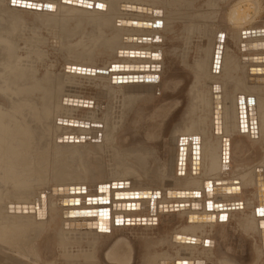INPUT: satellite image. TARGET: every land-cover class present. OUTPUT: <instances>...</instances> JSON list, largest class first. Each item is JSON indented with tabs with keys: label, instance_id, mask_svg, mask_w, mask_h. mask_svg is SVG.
<instances>
[{
	"label": "bare ground",
	"instance_id": "1",
	"mask_svg": "<svg viewBox=\"0 0 264 264\" xmlns=\"http://www.w3.org/2000/svg\"><path fill=\"white\" fill-rule=\"evenodd\" d=\"M22 1L30 4H40L41 8L38 10L36 8L20 6L18 3ZM83 1L92 2L93 6H91V8L80 7L67 4L66 2H63V0H15V2L14 0H0V22L2 25H6V27L0 28V46H3L4 50L2 54L3 58L0 60V92L6 96L5 98L9 102V106L6 107L5 110L0 107V211L2 214L10 213L7 216L0 217V259L5 260L11 258L15 264H41L39 262L40 258L36 252V242L44 232L50 234L52 230L57 231L56 237H59V245L63 250L67 248L69 250L76 242L80 243L79 241L82 238L93 236L94 234L97 235L100 231H106V233L110 232L112 228V230H114V227H123V225L127 224L133 216L146 217V226L148 228L153 221L158 219L163 207H174L175 205H178V208H181L179 206H183L181 209H185L184 212L187 214V219L189 215H216V217L211 221H200L190 218L192 224L186 225L184 228H176V230L170 232V238L167 236L164 237L163 235L161 239L157 240V242L155 241L153 244H151V242H146V251L143 254L141 264H176V262H187V264L190 262H192V264H236L233 260L227 257H220L217 255L213 250L209 238L212 229L219 222L218 218L221 217L220 220H225L226 223H229L236 216H239L238 226L244 229L245 233L251 236L256 244V248H254L256 257L254 256L252 263L264 264V215L260 214L261 209L259 208V194L261 186L264 184V104H262L263 106L260 104L255 105L257 122L260 121L257 124L259 125L261 123L260 128H257V131L261 133V138L263 140L262 144L260 143L261 147L259 146L263 151V159L259 162L257 168L253 173H249L247 165H245L246 167L240 165V167L242 166L244 168H238L239 166H237L236 170L231 174L228 171L230 176L228 177L224 188H230V192H217V194H213L211 192L212 189L205 186L206 183H209L208 185H211L210 187L213 186L217 189L222 188L221 186L218 187L216 183H221L223 181L221 175L223 170L228 166V163H226L227 160L223 161V141L226 138L230 141L231 134L234 133L232 129L234 131L238 129V126H235V121L237 120L236 115L238 114V97L243 96L247 99L253 98L260 102L259 93L264 91V82L261 81L262 78L264 79V72H258L257 68H264V62H257L250 65L248 62L253 61H249L248 57L264 56V48L250 50L252 48L248 46L246 49L247 52H245V47L243 46L246 41H250V43L253 44L264 42V34H252L253 36H256V38H245L243 43L239 41V38L238 43H242L241 53H239L240 55L228 52V50L222 47V56L218 73L220 77H217L214 80L211 78V82L209 83L210 92L208 95L207 93L206 95H204L205 93L203 95L200 94L201 96L198 95L199 103L202 107L196 106L195 109H199L200 113L197 114V112H195L194 115V112H192L193 116L190 118L191 123L189 120L190 125H188L184 131L177 132L176 138L173 139L174 142H179V140H181L183 147H186L185 157L189 162L188 165L190 169L188 171L185 166L184 176L178 177L175 175L173 178V176L170 177L169 173H164L160 179L150 177L147 175L148 157H145V155L138 150L131 152L120 151L116 146V143H114L111 150L114 153L113 157L121 158L123 166H120V168H125L124 165L129 162V159H132L139 165L137 166L138 169L139 167L143 168L146 176H139L135 168H123L120 171H118L119 169H110L108 179L106 181H100L95 174V169L88 164V160L86 161L83 159L82 153L79 149L83 150L85 148L88 150V146L93 144L97 149L95 153L97 156H101V154L105 152V145L112 141L114 133L124 125V122L128 118V107L131 103L134 104L135 100H138L135 96L137 91L141 89L142 85L148 84L152 79L157 80L159 78L163 70V61H156L154 59L155 56L168 55L178 58L177 41L179 40V32L187 31L186 25H189L188 27L192 25L194 28L195 25L193 23H195V21L198 19L200 20V18H210V15L202 16L197 13L198 11L193 9L192 6L199 0H172L174 2L171 9L172 11L168 14L166 12L162 13V10L159 8L160 5L168 2V0ZM219 1L220 0H205L206 4H208L206 6L210 9H214V7L216 8ZM243 1L244 0L239 1L238 4ZM99 5H102V7ZM236 5L234 7H236ZM132 6H135V8H132ZM138 6L141 10H137ZM143 7L146 9L143 10ZM231 8V14H229L230 12L228 13L230 15V23L232 25H239L237 23L239 21H237L235 17L236 10L233 7ZM17 14H32L37 17H45L46 21H44L47 25H50L49 27L57 26L59 27L58 29L61 28L60 35L62 40H60V42L63 41L61 45L64 44V42L67 43L65 50H67V55L71 51V55L69 56H71L70 58H72V60H75L72 63L79 64L82 67L91 66L96 68L95 71L92 70L86 72L87 75H81L83 81L86 80L87 83H90V80L92 79V83L98 79H106L112 82L113 76L143 75L145 77L142 82L127 83V86L131 88V91L119 95L122 99L120 98V101H117L120 104V112L116 118H111L110 110L108 111V109L111 107V102L115 100V98H119L116 97L118 95L115 87L121 83H113L110 88L106 90L104 89L109 100L105 106V112L102 118H97L95 117L96 115L94 116L89 113V116H86V119L76 121L74 119V107L79 108V105L73 104L72 100H78V97L79 100L82 98L83 85H79L82 81L78 80V78L82 79V77H78L79 74L76 75L77 72L74 74L70 73L72 75L68 76L67 74L61 73L62 75H59L60 73L58 74L48 71L46 74L43 73V77L40 78L37 76L38 71L36 66L32 65V62L29 61L30 59L27 60L26 58L20 60L18 58L15 60L13 58L16 54V48H14L11 39L6 36L11 34L12 31H17V28H21V24H23L21 20L22 18L16 16ZM129 21L131 24H128ZM134 21L137 23L133 24L132 22ZM180 21L185 25L183 26V30L182 28L179 29V27H177ZM71 23H74L73 28L68 27ZM140 23L141 25L146 23L151 26H140ZM38 24L40 23L38 22ZM88 25H90L92 29L87 32L85 29ZM161 34L164 35V37H162V47L161 45L153 44V38L155 36L159 37ZM189 34L187 35V38L190 36ZM78 36L79 40L74 41V38ZM143 38H145L146 41H144ZM213 38L215 40V36ZM38 39L42 40L39 37L37 40ZM242 40L243 39H241V41ZM38 41L36 42L39 43ZM164 43H170V49L167 53H165L163 49L164 45H166ZM187 44L188 43H186V46ZM77 49L79 52H74L72 55V50L74 51ZM118 51L120 53H118ZM124 51H139L145 52V54L149 52L150 56L127 57L124 56ZM99 53H103L104 56L106 55V57L100 55L104 57L105 61L109 60L108 62L106 61V66L104 65L105 63L101 62V65L103 63L102 70L95 64V55H99ZM180 54H182V51ZM111 56H117L122 60L111 58ZM5 57L7 58L6 61ZM99 57H97V60ZM208 57L209 56H206V59ZM101 60L103 59H100V61ZM209 62L207 61V64ZM120 64L134 66L148 65V69L139 70L138 72H127V70L122 72L118 68L113 67ZM205 64L196 61L192 66L195 70L193 72L196 75L195 83L197 84L203 78L207 79L209 71L206 70V72L202 70ZM251 69L255 70V72H251ZM239 71H242L243 74H238ZM71 77L73 78L71 79ZM148 78L151 79L148 80ZM151 83H153V81H151ZM215 84L217 88L220 89L219 92L216 88L217 92H215L217 95H220V100H218L217 104L221 107L218 131L214 128L215 100L213 101L214 92L212 85ZM207 91L209 90L207 89ZM253 92H256L257 94H254ZM205 97L206 107L203 104ZM231 108L234 111L233 117H235L232 122H230ZM200 109H202V111H200ZM29 118L32 120L29 121ZM74 124L77 125L79 129V138L74 140L75 142L71 144L73 145L72 153H79L81 156L80 162L73 157L72 159L74 160L72 164H66L65 161L69 157L67 156L69 155V152L68 154H65L66 152H64V159L56 158L57 154L60 152L59 145H56L55 147L51 146L49 149H47V147L45 150L39 144L42 148L41 152L33 153L32 156H26V148L32 144L31 139H33L34 133L36 134V132H38L37 130H41L40 132L42 133L44 132L43 134H46V137L51 140V138L55 137L57 133L69 129L70 126H73ZM193 137H196L197 141H194L192 139ZM194 144L199 145V165H196V163H194L195 161H193ZM177 147H179V143ZM91 154L93 155L94 153L92 152ZM42 156L44 158H41ZM45 157H47V159ZM45 159L49 172H46V169H42L39 165V162ZM115 160L116 159H114V161ZM190 160L193 162L190 163ZM96 165H98V163ZM186 171H188V174ZM226 172L227 170L225 173ZM206 174L208 176H206ZM136 177L147 178L143 180L142 184L141 180H137ZM258 177L263 178V182L261 181L260 186L258 185ZM120 183L122 185H120ZM97 184H99L97 189L91 188V186ZM84 185L88 188H86V186L84 188ZM159 185H163L164 188L161 192L154 190L158 189L157 187ZM10 186L13 188L9 189ZM185 186H192L194 188L192 190H198L197 193L194 194L196 196L195 198L191 196L193 205L188 207H185V203L188 202L187 200L174 198L175 196H173L174 194L176 196H189L187 192H181L179 194L177 192H171L175 190L181 191L182 189H185ZM70 187L74 189L72 192H68V190L65 191L64 188ZM77 187L79 188V191L76 192L75 190ZM249 188L250 196L246 201L242 204L234 203L237 202V198L243 200L246 197ZM95 190H98V193H95ZM136 190L154 191L150 194L145 193V196L142 197L140 196L142 194H130V192ZM168 191H170L169 194L167 193ZM116 192L118 193L117 195H115ZM191 194L193 193L191 192ZM21 195L24 196L21 197ZM200 196L201 198H199ZM76 199H78V202L74 201ZM208 202H211V204L235 205L234 207H226L218 210H207V206L209 205ZM94 203L99 205L95 206ZM133 203L138 204L139 207L131 208V206H121L122 204L126 205ZM118 204H120L119 207H117ZM198 206H202L204 209L195 210ZM89 209L99 210L100 215L108 211L109 220H102L100 224L97 223L98 226H94V229L73 228L72 225H75L76 223L80 224L83 222L97 221V217L93 216V214L88 215L89 217L80 214L82 210ZM75 211H79V215L76 214ZM110 223L111 226L108 228L107 226ZM194 230L201 231L200 238L194 233ZM173 235L176 236L173 237ZM178 235L180 237L201 239V242L205 239L206 242L204 245L200 243L203 245L200 249V245L197 247L199 243L178 240ZM67 237L72 238V240L66 239ZM169 243L170 245L171 243L172 245L175 243L177 244L176 248L179 247L175 249V256L178 259H176L175 256L172 257L174 251L172 252V255L169 254L167 249L165 250V246H163L164 248L162 247L163 251L161 253L158 254L157 252H154L153 248L161 245H166L168 250L173 248L172 245V247L168 246ZM94 244V242L93 244L89 243V245ZM90 248H93V246ZM114 254L115 256H118L120 253ZM126 254L127 251L123 253V255ZM71 255L72 254L68 255L67 253L64 257L68 260V264H94V258L91 253H84L81 262L78 260H71ZM167 255L168 257L171 256V259L175 257L176 260L171 262L172 260L166 259L168 258ZM109 259L114 260L113 255H110Z\"/></svg>",
	"mask_w": 264,
	"mask_h": 264
},
{
	"label": "rangeland",
	"instance_id": "2",
	"mask_svg": "<svg viewBox=\"0 0 264 264\" xmlns=\"http://www.w3.org/2000/svg\"><path fill=\"white\" fill-rule=\"evenodd\" d=\"M239 1L241 0H229V1L220 0L218 2L217 7L216 8L214 7V9L208 8L206 6L208 4H206L205 0L197 1V3H195L192 6L193 9L195 11H198L197 13L202 16L210 15L211 19L210 18H206V19L200 18V20L198 19L197 21H195V23H193L195 25L194 28L192 27V25H190V27H188L189 25H186L187 31H182L183 33L179 32V40L177 41L178 42V54H179L178 58H175L174 56H168V55H165V56L157 55L155 56V58L153 57L156 61L157 60L163 61V70L159 78L157 80L152 79L151 81H153V83H151L150 81L148 82V84L142 85L141 89L137 91V94H135V96L138 98V100L137 101L135 100V103L134 104L131 103L130 106L128 107L129 109L128 118L124 122V125L121 128H119L117 132L114 133L112 141L108 142V144L105 145V152L102 153L101 156L99 155L97 156L95 154L97 149L95 148V146H93V144L88 146L89 147L88 150H86L85 148L83 150L79 149L82 153L83 159L86 161L88 160V164L92 168L95 169V174L97 175L100 181H106L108 179L109 174H110V169H113V170L119 169L118 171H120L124 168V167L122 169L120 168V166H123V162H121V158L113 157L114 153L111 150V147L114 143H116V146L120 149V151L131 152V151L138 150V151H141L145 155V157H148L147 167L150 170L147 169V175L155 179H160V177H162L164 173H169L170 177L173 176V178L175 177V175H177L178 177H182L185 175V166L187 167L189 171L190 169L188 165L189 162L186 160V157H185L186 152L184 154V158L181 161L179 160L180 147L183 146V144L181 140H179V142H174L173 139L176 138L177 132L184 131L188 127V125H190L191 123L190 118L191 116H193L192 112H194V115H195V112H197V114L200 113L199 109H195L196 106L202 107L201 104L199 103L198 95L200 94L203 95L204 93H205L204 95H206V93L208 95L210 92L209 83L211 82V78H213L212 80H214L215 78L220 77L218 73L213 72V67H212V65L214 64L213 58L215 57L217 45L220 43L219 45L222 46L224 49L228 50V52L237 53L238 55H240L239 53H241L242 43L244 39L245 38L254 39L256 38V36H253L251 32L253 30L264 29V0H244L245 1V2L243 1L244 3L241 2L238 4ZM173 3L174 2L172 0H168V2H165L163 5H160L159 8L160 10H162L161 12L162 13L166 12L167 14L171 13ZM235 5L236 7H234ZM231 7L235 8L236 10L235 17H236V20L239 21L237 22L239 25H232L230 23L229 14H231L232 12ZM207 10H210L211 12ZM16 16L22 18L21 20L23 24H21V28L19 27L17 28L18 30L16 29L17 30L15 31L16 33L12 31L11 34L6 36L11 39V41L14 44V48H16V51H15L16 54L14 55L15 57L13 56V58L15 60H17L18 58L20 60L26 59V58L27 60L30 59L29 61L32 62V65L36 66L37 68V71H38L37 76L42 78L44 75L43 73L46 74V72L50 71V72H54L58 74L60 73L59 75L67 74L68 76L72 75L70 73L74 74L77 72L76 75L79 74L78 77H80L81 75L82 76L87 75L86 72L82 71L84 68L89 71L96 70V68L91 67V66L82 67L79 64L72 63L75 60H72V58H70L71 56H69L71 55V51L69 52L68 50L69 53L68 55L66 54L67 50H65V46L67 45V43L64 42V44L61 45L63 41L60 42V40H62L61 35H60L61 28L58 29L59 27L57 26L49 27L50 25H47L45 22L46 21L45 17L43 18L37 17V16H33L32 14H20V15L17 14ZM38 22L40 24H38ZM43 23H45L46 25ZM73 24L74 23H71L70 26L68 27L73 28L74 26ZM88 26L85 29L87 30V32L89 30L91 31L92 29L90 25ZM183 26L185 25H183L181 21L177 25V27H179V29L182 28V30L184 28ZM2 27H6V25H2V23L0 22V28ZM200 28H201V31H200ZM244 32L246 33L245 35H244ZM188 34L190 36L187 38ZM31 36H34V37H31ZM214 36H215L216 41L213 38ZM38 37L42 40L38 39L39 40L38 41L37 40ZM162 37H164L163 34H161L159 37L155 36L153 38L154 39L153 44L155 43L156 45H159V46L161 45L162 47V42H163ZM31 38L33 39V41ZM241 39L243 40L241 41ZM35 40L38 41L39 43H37ZM76 40H79V36L74 38V41ZM238 40L242 43H238L239 42ZM186 43H188L187 46H186ZM164 44L166 45H164L163 49H164V52L167 53V51L170 49V43H164ZM249 44H253V43H250V41H246L244 43L243 47H245V50H244L245 52H247L246 49ZM0 47H1L0 48V60H1L3 58L2 54L4 50H3V46H0ZM58 48H61V49H58ZM208 48H210L212 52ZM77 51L79 52L78 49L74 51L72 50V55L74 54V52H77ZM181 51H182V54H180ZM118 53L120 52L118 51ZM205 53H209V54H205ZM100 55L104 56L103 53L102 54L99 53V55L98 54L95 55L96 56L95 64L102 70L103 63H105L104 65L106 66V63L109 60H106L107 61L106 62L104 59L106 55L104 57ZM206 56H209V57L206 59ZM97 57H99L100 59H103L105 62L103 60L100 61L99 58L97 60ZM116 57L111 56V58L121 59V58H118L119 55L117 58ZM204 58L206 61L204 60ZM6 59L7 58L5 57V61ZM69 60H72V61H69ZM196 61L198 63H204V64L206 63L204 66L206 69L203 67L202 70L209 71L207 74L208 75L207 79L203 78L198 84L195 83L196 75L193 72L195 70L192 67ZM207 61L208 62L210 61L208 63L210 65L207 64ZM101 62H103L102 65H101ZM248 63L250 65L254 64L253 62H248ZM240 73L243 74L242 71H239L238 74ZM72 78L73 77H71V79ZM150 79L151 78H148V80ZM78 80L82 81L79 83V85H83V94L80 100H83L85 102L83 105H79V108L74 107V111H75L74 119L76 121H79L80 119L81 120L86 119L89 116V113L93 114L94 116L96 115L95 117L97 118L98 117L102 118L105 112V106L107 105V102L109 100L106 96L104 89L106 90L110 88L113 82H111L110 80H106V79L105 80L98 79L94 83H92L93 79L92 80L88 79L90 80V83H87L86 80L83 81V77L82 79L78 78ZM103 81H105L106 83ZM215 86L216 84L212 85L213 92H214L213 101H214V96L216 95L215 92H217V90L215 91L214 89ZM206 88L209 91H207ZM115 89L118 95L116 97H119V98L118 99L115 98V100H113L114 104H113V101L110 104L111 107L108 109V111L110 110L109 112L111 114V118L112 117L116 118L120 112V108H119L120 104L117 101H120V98L122 99V97L119 95H122V93L124 92L131 91V88L127 86V83L118 84L115 87ZM253 93L257 94L256 92H253ZM259 94H260V98H259L260 102L255 100L256 103L254 105L264 104V97H262L264 96V91L260 92ZM5 97L6 96H4L0 92V107L3 108L4 110L6 107L9 106V102ZM78 100H79V97H78ZM203 104L206 107V97L203 100ZM248 105L249 104L247 103L246 107ZM202 109H200V111H202ZM195 110H198V111H195ZM237 111H238V114L236 115L237 120L235 121V126H238L237 127L238 129H236L235 131L232 129L234 133L231 134V139L229 141V148H228L229 159L226 162L228 163V166L226 167L227 169L225 168L223 170L222 175H221V177L223 178V181L220 183V186L222 188L225 187L226 181L228 180V177L230 176L228 171L231 174L233 171L236 170L237 166H239L238 168L246 167L245 166L246 163H244V160H245L244 155L247 154L248 148H250V150H253L254 153L256 152L257 154L260 155V159L254 162L252 166L247 165L248 167L247 169L249 170V173L250 172L253 173L254 170L257 168V165L259 164V162L263 159V151L260 148L263 142L261 138V133L257 131V137L252 138L249 129H248V132H245V131L242 132V129L240 127V118H239L240 117L239 101L237 102ZM263 111H264V108H263ZM230 112H231L230 122H232L234 121V118H235L233 117L234 111L232 108L230 109ZM28 120L31 121L32 119L29 118ZM189 120H190V123H189ZM247 121L249 124L248 118H247ZM259 122L260 121H258L257 123ZM260 125L261 123L258 125L259 127L257 126V128H260ZM37 131L39 133L38 132H36V134L34 133V137L33 139H31L32 144H30L26 148V152H25L26 156H32L33 153H39L42 151V148L46 150L47 147H48L47 149H49L51 146L55 147L56 145H59L60 152L59 154H57L56 158L64 159L63 158L64 152H66L65 154H68L69 152V155L67 156H69L70 159L69 157L68 159H66L65 161L66 164L67 163L72 164L74 159L75 160L78 159L79 162L81 161V158H80L81 156L79 155V153H72L73 145H71L75 142L74 140L79 138V129L77 125L74 124L73 126H70L69 129L63 132L57 133V135L51 138V140L50 138L48 139L46 137V134H43L44 132L43 133L40 132L41 130H37ZM193 138H196V137H193ZM178 143H179V147H177ZM39 144L42 148L39 146ZM92 152L94 153L93 155L91 154ZM73 157L74 159H72ZM41 158H44V157L42 156ZM45 158L47 159V157ZM46 159L43 161H40L39 165L42 167V169H46L45 170L46 172H49V169L46 166L47 164ZM114 159H116L115 160L116 162L114 161ZM191 162L193 161L190 160V163ZM97 163L98 165H96ZM240 165H244V167L242 166L240 167ZM124 166L126 169L135 168L136 172L141 177L146 176L145 172L143 171V168L139 167L138 169L137 166L139 165L132 159L131 160L129 159V162L125 164ZM226 170L227 172L225 173ZM188 171H186L187 174H188ZM193 172H194V165H193ZM206 176L208 175L206 174ZM146 178L136 177L137 180H141L142 184H143V180ZM98 185L99 184L93 185L91 186V188L97 189ZM85 186L86 185H84L83 187L85 188ZM12 188H13L12 186L9 187V189H12ZM86 188L88 187L86 186ZM157 188L158 189H154V190L161 192V190L164 189L163 185H159ZM192 189H194L192 186H189V187L185 186V189H182L183 191L175 190L171 192H175V193L177 192L178 194L181 192H187L189 196L187 195L176 196L175 194L173 196H175L174 198L187 200L188 202L185 203L186 204L185 207H188V206L193 205V200L191 196L195 198L196 196L194 194L197 193L198 191V190H192ZM154 190H136V191L130 192V194L137 195V194H143L144 192L150 194ZM169 192L170 191H168L167 193ZM191 192L193 194H191ZM95 193H98V190H95ZM125 193H128V192H125ZM117 194L118 193L116 192L115 195ZM23 196L24 195H21V197ZM249 196H250V188L248 189V193L246 194V197L243 200H240L237 198L236 200L237 202H234V203L242 204L246 201V199ZM199 198H201V196ZM94 205L98 206L99 204L94 203ZM203 209L204 208H202V206H198L195 208V210H203ZM184 210L185 209L175 208L172 206L163 207V209L160 211L161 213L158 219L156 221H153V223L150 226H148V228L146 226L147 225L146 217L133 216L131 217V220L127 222V224L123 225V227H120V226L118 228L114 227V230H112L113 229L112 228L110 232H107L109 234H107L106 231H100V233L97 235L94 234L93 236L82 238L80 241L78 240L80 243L76 242L69 250L68 248L63 250V248L59 245L58 243L59 237H56L57 231L52 230L51 233L53 235L51 233L47 234L44 232L42 236H40L38 241L36 242V248H37L36 252L38 254V257L40 258L39 262L41 264H45V263L46 264H52V263L53 264L54 263L68 264V260L64 258L67 255V253L68 255L72 254L71 260H78L79 262H81L83 260L84 253L86 254L91 253L94 258L93 260L94 264L95 263L97 264L98 263L99 264H141L143 254L146 251V248H145L146 242H151V244H153L155 243V241L157 242V240L161 239L163 235L164 237L167 236L168 238H170L171 236L170 232H172L173 230H176V228L177 229H179L180 227L184 228L186 227V225L192 224L191 223L192 220L189 219V216L191 215H189L187 219V214L184 212ZM9 214L10 213L2 214L1 212L0 217L7 216ZM214 216L216 217V215ZM218 219H219L218 224L212 229V232L209 235L210 242L212 244L214 252L220 257H227L233 260L236 264H251L252 261L254 260V256L256 257V254H255L256 252L254 251V248H256V244L254 243V239L248 234H246L244 229L238 226L239 216H236L235 218H233L231 222L229 223H226L225 220H220L221 217ZM110 226H111V223L107 227L110 228ZM194 233H196L199 238L201 237L200 230H194ZM174 236L176 235H173V237ZM66 239L72 240V238H68V237ZM93 242L95 243L94 245H89V243L93 244ZM205 242L206 240L204 239L200 243L204 245ZM200 243L197 245V247H199L200 245V249H201L203 245H201ZM173 244L174 245H172L171 243L174 250L173 248H170L168 250V248H166V245H161L153 249H154V252H157L159 254L163 251L162 247L165 246V250L167 249V252H169V254L172 255L174 253L172 255L173 257L176 254L175 249L179 248V247L176 248L177 244L175 243ZM171 245L169 243L168 246L172 247ZM92 246L94 249L90 248ZM126 251H127V254L123 255V253ZM114 253H118V254L120 253V254L118 256H115ZM110 255L111 256L113 255L114 260L109 259ZM175 257L171 259V256H169L166 259L168 260L170 259L172 260L171 262H174L176 259H178L177 257L175 259ZM0 261H1L0 264H9V263L15 264L11 258H7L5 260L0 259Z\"/></svg>",
	"mask_w": 264,
	"mask_h": 264
},
{
	"label": "water",
	"instance_id": "3",
	"mask_svg": "<svg viewBox=\"0 0 264 264\" xmlns=\"http://www.w3.org/2000/svg\"><path fill=\"white\" fill-rule=\"evenodd\" d=\"M63 2H66L67 4H72V5H76V6H82V7H88V8H91V6H93V3L92 2H88V1H83V0H63ZM20 6H25L27 8H36L38 10H40L41 8V5L40 4H30V3H27L25 1H22V2H19L18 3ZM52 7V6H51ZM132 8H135V6H132ZM146 8L143 7V10H145ZM137 10H141L140 7L138 6L137 7ZM150 11V10H149ZM125 22V21H124ZM133 24H136L137 22L134 21L132 22ZM128 24H131V22L129 21ZM140 26H151L150 24H146V23H143L141 25V23L139 24ZM246 33L244 32V35ZM252 34H257V35H260V34H264V29L263 30H257V31H252ZM221 37V36H220ZM136 39V38H134ZM144 41L145 38H143ZM250 48V50H257V48H264V42H259V43H254V44H249L248 45ZM254 48V49H253ZM258 50H261V49H258ZM124 56H144V55H147V56H150L149 52L145 54V52H134V51H124L123 52ZM221 56H222V46L220 45H217V49H216V53H215V57H214V64H213V72L214 73H219V69H220V61H221ZM245 60V59H244ZM249 61H253L254 64L259 62V63H262L264 62V56H254V57H249ZM114 68H118L120 71L124 72V70H127V72H138L139 70H144V69H148V65L144 66V65H128V64H125V65H118V66H113ZM83 72H90L89 70H86L85 68L82 70ZM257 71L258 72H264V68H257ZM251 72H255V70H252L251 69ZM254 74V73H253ZM143 79H145V77L143 75H126V76H113L112 78V82L115 84V83H128V82H142ZM147 79V78H146ZM259 81V80H258ZM261 81L264 82V79L262 78ZM215 91L218 89H216V86L214 87ZM218 91L220 92V89H218ZM214 100H215V128L219 129V118H220V105H218V100H220V95H215L214 96ZM238 101H239V115H240V127L242 129V132L245 131V132H248V129L251 133V136L252 138L254 137H257V118H256V112H255V100L253 98H248L247 100H245V98L243 96H239L238 97ZM85 101L83 100H77V99H73L72 100V103L73 104H78V105H83ZM220 102V101H219ZM247 103L249 104L247 107ZM247 118L249 120V124H248V121H247ZM221 130V128H220ZM220 132V131H219ZM218 133V132H217ZM221 134V132H220ZM194 141H197V138H192ZM193 141V142H194ZM224 148H223V161L224 160H228L229 159V154H228V148H229V139L226 138L224 139ZM185 151H186V147H183L181 146L180 147V157H179V160L181 161L183 158H184V154H185ZM193 161H195L194 163H196V165H199V145H196L194 144L193 145ZM258 185L260 186L261 184V181L263 182V178H259L258 177ZM115 184V183H114ZM113 184V185H114ZM209 184V183H208ZM207 183L205 184V186L209 189H212V193L213 194H217V192H230V188H216V187H210L211 185H208ZM218 187H220V183H216ZM120 185H122L120 183ZM264 184H262L261 186V190H260V204H259V208L261 210H264ZM62 189V188H60ZM65 191L68 190V192H72L74 189L72 187L70 188H64ZM76 192L79 191V188L77 187ZM169 194V193H168ZM143 196H145V192L142 194ZM140 195V196H142ZM95 200V198H94ZM73 201V200H72ZM75 202H78V199L74 200ZM209 205L207 206V210H218V209H222V208H226V207H234L235 204H211V202H208ZM120 204L117 205V207H119ZM122 207H130L133 208V207H139L138 204H122L121 205ZM175 208H178V205H175L174 206ZM181 208H183V206H179ZM76 214L79 215V211H75ZM80 214L82 215H90V214H93V216H96L97 217V221L95 222H83V223H76L75 225H72L73 228H77V229H94V226H98L97 223H101L102 220H109V213L108 211L107 212H104L100 215V211L97 210V209H94V210H82L80 212ZM89 217V216H88ZM194 219V220H203V221H211V220H214L215 219V216H211V215H195V216H189V219ZM93 226V227H92ZM178 240H182V241H186V242H192V243H200L201 240L200 239H195V238H190V237H180L178 236L177 237ZM176 264H187V262H176ZM189 264H192V262H190Z\"/></svg>",
	"mask_w": 264,
	"mask_h": 264
},
{
	"label": "crops",
	"instance_id": "4",
	"mask_svg": "<svg viewBox=\"0 0 264 264\" xmlns=\"http://www.w3.org/2000/svg\"><path fill=\"white\" fill-rule=\"evenodd\" d=\"M244 157V163L249 166H252L254 162L260 159V155L256 152L254 153L253 150H250V148L247 149V154H245Z\"/></svg>",
	"mask_w": 264,
	"mask_h": 264
},
{
	"label": "snow or ice",
	"instance_id": "5",
	"mask_svg": "<svg viewBox=\"0 0 264 264\" xmlns=\"http://www.w3.org/2000/svg\"><path fill=\"white\" fill-rule=\"evenodd\" d=\"M14 2H15V0H14ZM100 7H102V5H99ZM261 215H264V210H261V213H260Z\"/></svg>",
	"mask_w": 264,
	"mask_h": 264
}]
</instances>
